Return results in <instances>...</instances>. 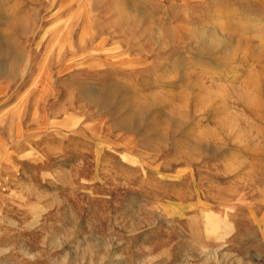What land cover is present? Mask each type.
<instances>
[{"label": "rangeland", "instance_id": "obj_1", "mask_svg": "<svg viewBox=\"0 0 264 264\" xmlns=\"http://www.w3.org/2000/svg\"><path fill=\"white\" fill-rule=\"evenodd\" d=\"M0 264H264V0H0Z\"/></svg>", "mask_w": 264, "mask_h": 264}, {"label": "bare ground", "instance_id": "obj_2", "mask_svg": "<svg viewBox=\"0 0 264 264\" xmlns=\"http://www.w3.org/2000/svg\"><path fill=\"white\" fill-rule=\"evenodd\" d=\"M199 34H200L201 38L204 40L205 46L208 47V48H218V47H221V46H223L225 44V41L227 40V39L225 40L223 38L224 34L219 35L215 31L214 32L201 31ZM242 68L239 66V67H237L235 69V71H233V73H232V79L233 80L238 76V74L241 73V69ZM227 156H230V155H228V154L225 155V157H227Z\"/></svg>", "mask_w": 264, "mask_h": 264}]
</instances>
